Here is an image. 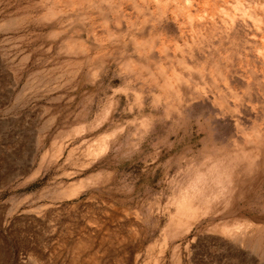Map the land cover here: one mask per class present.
I'll return each mask as SVG.
<instances>
[{
    "label": "rangeland",
    "instance_id": "obj_1",
    "mask_svg": "<svg viewBox=\"0 0 264 264\" xmlns=\"http://www.w3.org/2000/svg\"><path fill=\"white\" fill-rule=\"evenodd\" d=\"M0 264H264V0H0Z\"/></svg>",
    "mask_w": 264,
    "mask_h": 264
},
{
    "label": "bare ground",
    "instance_id": "obj_2",
    "mask_svg": "<svg viewBox=\"0 0 264 264\" xmlns=\"http://www.w3.org/2000/svg\"><path fill=\"white\" fill-rule=\"evenodd\" d=\"M248 142H249V141H248ZM246 143H247V142H246ZM214 147H215V146H214ZM210 149H211V148H210ZM211 151H212V150H211ZM257 152H258V151H257ZM259 153H260V152H259ZM261 153H262V152H261ZM201 154H202V153H201ZM199 155H200V154H199ZM204 155H206V154H204ZM207 155H208V154H207ZM202 156H203V155H201L200 157H202ZM227 156H228V155H227ZM196 158H197V157H196ZM205 158H207V157H205ZM226 158H227V157H226ZM193 160H194V158H193ZM226 161H227V160H226ZM229 164H230V162H229ZM235 166H236V165H235ZM252 166H253V165H252ZM252 166H251V167H252ZM236 167H237V166H236ZM236 167H235V168H236ZM235 168H234V169H235ZM236 170H237V169H236ZM192 172H193V171H192ZM221 173H222V172H221ZM223 173H224V172H223ZM229 174H230V173H229ZM231 174H232V173H231ZM233 175H234V174H233ZM239 175H240V174H239ZM227 176H228V175H227ZM230 176H231V175H230ZM237 179H238V178H237ZM232 181H233V180H232ZM240 181H241V180H240ZM242 182H243V181H242ZM233 184H234V183H233ZM213 198H214V197H213ZM193 201H194V200H193ZM236 230H237V229H236Z\"/></svg>",
    "mask_w": 264,
    "mask_h": 264
}]
</instances>
